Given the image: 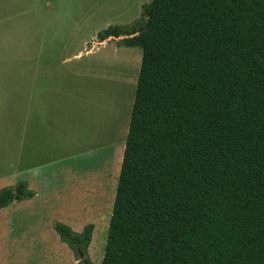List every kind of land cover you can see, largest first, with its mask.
<instances>
[{
	"label": "trees",
	"instance_id": "trees-1",
	"mask_svg": "<svg viewBox=\"0 0 264 264\" xmlns=\"http://www.w3.org/2000/svg\"><path fill=\"white\" fill-rule=\"evenodd\" d=\"M109 36L141 61L98 264H264V0H150ZM53 226L90 264L93 225Z\"/></svg>",
	"mask_w": 264,
	"mask_h": 264
},
{
	"label": "crops",
	"instance_id": "crops-1",
	"mask_svg": "<svg viewBox=\"0 0 264 264\" xmlns=\"http://www.w3.org/2000/svg\"><path fill=\"white\" fill-rule=\"evenodd\" d=\"M38 6L39 0H0V181L7 180L4 187L24 181L34 193L0 212L31 219L67 206L75 210L66 225L76 232L92 224L93 234L111 216L130 116L102 147L103 114L80 80L87 74L80 58L97 44L83 52L39 48Z\"/></svg>",
	"mask_w": 264,
	"mask_h": 264
},
{
	"label": "rangeland",
	"instance_id": "rangeland-1",
	"mask_svg": "<svg viewBox=\"0 0 264 264\" xmlns=\"http://www.w3.org/2000/svg\"><path fill=\"white\" fill-rule=\"evenodd\" d=\"M149 1L39 0V48L75 51L79 47L83 52L97 44V48H92L91 52L80 58L82 63L87 64V74L81 76L80 80L85 83L86 94L103 114V127L100 130L103 136L99 142L102 147L115 138V128L121 127L125 117L130 116L131 106L128 108L127 99L133 101L134 98L141 49L116 45L115 41L121 36H109L100 41L97 33L108 25L131 24L139 18L141 5ZM6 181H0V189ZM70 200L66 198L65 202L69 203ZM74 210L67 206H55L46 208L42 214L31 219L22 211H13L8 218H4L1 211L0 222L8 221L3 229L0 227V264H73L69 251L79 264H83L81 257L61 240L53 226L56 222L67 224L65 219L69 221V215ZM109 219L110 215L106 228L103 224H96L95 231L91 233V240L83 254L90 264H98L103 257ZM75 222L72 223L77 229L78 223Z\"/></svg>",
	"mask_w": 264,
	"mask_h": 264
},
{
	"label": "water",
	"instance_id": "water-1",
	"mask_svg": "<svg viewBox=\"0 0 264 264\" xmlns=\"http://www.w3.org/2000/svg\"><path fill=\"white\" fill-rule=\"evenodd\" d=\"M80 256H82V255H80Z\"/></svg>",
	"mask_w": 264,
	"mask_h": 264
}]
</instances>
